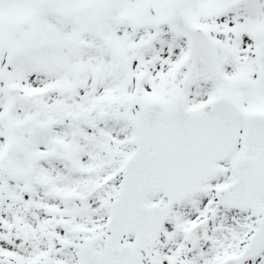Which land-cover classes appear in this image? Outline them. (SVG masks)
I'll return each instance as SVG.
<instances>
[{"label":"snow or ice","instance_id":"6c2138e0","mask_svg":"<svg viewBox=\"0 0 264 264\" xmlns=\"http://www.w3.org/2000/svg\"><path fill=\"white\" fill-rule=\"evenodd\" d=\"M0 264H264V0H0Z\"/></svg>","mask_w":264,"mask_h":264}]
</instances>
